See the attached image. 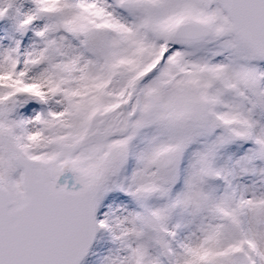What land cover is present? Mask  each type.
Wrapping results in <instances>:
<instances>
[{"label":"snow or ice","instance_id":"snow-or-ice-1","mask_svg":"<svg viewBox=\"0 0 264 264\" xmlns=\"http://www.w3.org/2000/svg\"><path fill=\"white\" fill-rule=\"evenodd\" d=\"M0 264H264V0H0Z\"/></svg>","mask_w":264,"mask_h":264}]
</instances>
